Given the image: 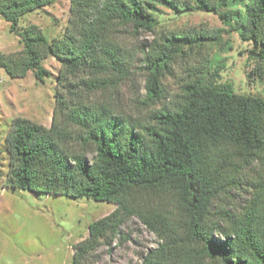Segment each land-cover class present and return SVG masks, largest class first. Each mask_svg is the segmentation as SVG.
<instances>
[{
	"label": "trees",
	"instance_id": "obj_1",
	"mask_svg": "<svg viewBox=\"0 0 264 264\" xmlns=\"http://www.w3.org/2000/svg\"><path fill=\"white\" fill-rule=\"evenodd\" d=\"M55 1L0 0V17L22 45L0 52V68L14 78L32 71L43 81L49 76L43 60L52 56L60 64L50 126L12 119L5 136L8 170L4 175L0 169V183L115 205L89 223L69 264H83L132 218L157 239L143 264H264V98L207 80L216 76L207 55L170 95L163 80L174 74L173 64L188 60L187 49L204 48L219 36L156 31L160 6L214 13L250 46L247 57L256 64L248 76L261 77L264 0H70L67 24L51 40L36 24L20 25L26 13ZM124 26L156 34L142 50L146 111L137 118L77 91L82 85L95 93L129 78L119 35ZM242 188L247 196L236 206Z\"/></svg>",
	"mask_w": 264,
	"mask_h": 264
},
{
	"label": "rangeland",
	"instance_id": "obj_2",
	"mask_svg": "<svg viewBox=\"0 0 264 264\" xmlns=\"http://www.w3.org/2000/svg\"><path fill=\"white\" fill-rule=\"evenodd\" d=\"M69 7L70 0H56L51 5L26 13L20 25L36 24L51 40L60 35L67 24ZM157 17V32L208 31L219 36L218 41L207 43L204 48L187 49L188 60L178 59L173 64L174 74L163 80L170 95L179 90L180 83L193 67L202 62V56L207 55L211 60L210 71L216 74L214 77L206 75L207 80L228 83L239 94L264 98V72L261 77L255 72L248 76L256 64L247 57L246 50L250 46L236 31L224 25L218 15L204 11L178 13L160 6ZM119 35L128 50L129 78L107 90L92 93L80 85L77 91L83 99L101 100L115 111L137 118L146 111L142 103L146 93L145 78L139 68L142 50L156 34L141 30L134 32L132 27L124 26ZM21 47L18 36L9 31V24L0 17V52H15ZM42 64L49 71L43 81L36 79L32 71L23 78H14L0 68V169L4 175L8 170L5 136L12 119L23 117L47 127L51 124L60 64L52 56L46 57ZM65 96L67 100L72 98L68 92ZM92 156V148H89L86 157L90 159ZM245 188L235 195L234 205L239 206L247 196ZM114 208L113 203L104 201L14 190L1 182L0 264H69L74 246L88 236L89 223ZM119 231L116 237L102 240L95 250L89 252L83 264H143L145 256L157 245L155 235L137 218L124 223Z\"/></svg>",
	"mask_w": 264,
	"mask_h": 264
}]
</instances>
